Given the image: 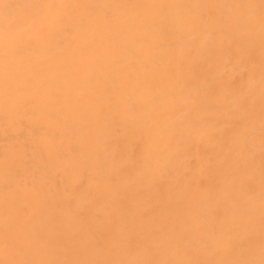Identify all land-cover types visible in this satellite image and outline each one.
Returning a JSON list of instances; mask_svg holds the SVG:
<instances>
[{"label": "bare ground", "instance_id": "bare-ground-1", "mask_svg": "<svg viewBox=\"0 0 264 264\" xmlns=\"http://www.w3.org/2000/svg\"><path fill=\"white\" fill-rule=\"evenodd\" d=\"M155 1L162 0H150V3L156 6ZM258 3L262 5L261 10L252 0H195L193 3L174 0L166 11H161L159 5L152 12L142 14L138 10L140 3L129 0V5L122 4L121 11L115 14L123 20L119 29L123 41L117 50L108 48L107 42L113 37L108 39L107 32H104L105 50L96 41L91 45L84 43L87 33L80 27L82 14H75L64 29L56 31L62 36L56 37L53 29L48 30L51 50L35 45L28 58L44 65L35 66V70L45 68L37 80H28L21 74L15 56L10 61L13 64L10 74L0 70V119L4 116L0 122V147L2 143L10 145L9 152L7 149L2 157L14 154L24 164L28 153H21L19 136L8 134V129L24 125L27 113L52 111L63 95H69L78 113L72 122L68 113L61 115L59 121L65 124L64 132L52 133L49 123H40L36 116L26 126L29 131L42 130L32 140L36 149L40 153L54 152V162L69 172L73 173L74 169L65 157L74 156L73 150L78 149L81 140L87 142L90 133H94L93 142L100 144L97 152H91L99 160V166H105L108 150L104 141L113 131L101 125L95 112L103 102L109 101L122 111L123 133L143 147L144 154L136 160L138 172L147 175L149 180L163 176L173 181V174L179 176L175 185L155 189L159 194L166 191L163 199L170 208L175 207L180 195L178 186L194 189L185 175L180 176L183 160L191 154L198 156L203 166L210 156L220 159L218 163L225 173L230 169V160L237 158L239 172L251 165L255 174L253 184L264 182V170L259 175L257 167L254 168L255 157L264 160V4ZM90 7L97 10L105 6ZM60 39L69 43L66 61L52 70L51 62L59 55ZM3 56L0 53L1 59ZM37 93L50 96L56 103L43 99L37 104ZM88 100H95L93 111L84 109ZM11 103L18 113L12 116L9 112L5 116ZM45 114L49 120L56 115ZM57 145H67V154ZM126 158L134 162L130 155ZM115 162L107 165V173L117 172L121 182L133 184L132 176L123 175L126 161ZM42 166L45 164H35L36 169L23 172L22 176L30 183H39ZM193 178L201 180L197 172ZM218 182L228 184L227 175H219ZM239 182L245 183L242 179ZM8 185L15 187L22 183L14 179ZM188 198L199 206L189 207L187 212L191 216L176 212L164 219L166 235L158 242V253H165L172 246L175 256H182L192 248L193 255L177 258L171 264H206L210 252L218 249L226 255L222 264H264V196L251 197L224 188L216 200L220 218L215 223L207 216L209 209L204 200H198L193 194ZM14 202L3 188L0 208L12 215ZM130 211L127 214L140 213L136 208ZM94 220L97 226L105 223L100 216ZM195 228L198 236L190 238L187 231ZM248 235L253 238L251 242L247 241ZM134 244L148 260L155 258L157 251L150 241L137 239ZM237 253L242 254L240 261ZM22 260L29 261L30 257Z\"/></svg>", "mask_w": 264, "mask_h": 264}, {"label": "rangeland", "instance_id": "rangeland-1", "mask_svg": "<svg viewBox=\"0 0 264 264\" xmlns=\"http://www.w3.org/2000/svg\"><path fill=\"white\" fill-rule=\"evenodd\" d=\"M104 1L105 3L102 0H1L0 53H4V56L0 58V70L10 74L8 71L13 66L10 61L15 56L21 74L28 80H37L45 68L43 71L41 68L35 70V66L44 65L28 60L31 48L40 45L50 51L52 45L49 44L50 36L46 32L53 29L54 36H62L61 32L56 31L64 29L75 14L84 15L80 27L87 33L83 39L85 44L96 41L95 44L102 50H105L107 44L109 49L117 50L123 41L119 33L123 20L117 19L115 14L121 11L122 4H128L129 0ZM134 1L140 3L138 10L142 11V14H147L159 5L161 11H166L168 4L174 0L155 1L156 6L151 4L150 0ZM186 1L193 3L195 0ZM252 1L257 2L259 10L262 9V5L258 3L259 1L264 4L262 0ZM94 5L105 7L96 10L90 7ZM239 9L242 10V7L239 6ZM104 32L108 33V39L111 36L113 38L107 42ZM92 35L95 39L91 38ZM57 45L60 46L59 55L51 62L52 70L65 63V52L69 43L60 39ZM84 68L85 71L90 69L87 66ZM8 96L9 94H6V97ZM43 99L56 103L51 101L50 96L35 94L37 104H41ZM72 99V96L63 95L52 111L38 112L34 115L27 113L24 125L11 126L8 129V134L19 136L21 143H18V147L21 148V153L23 155L25 152L28 153L24 164H20L14 154L9 158L2 157V154L6 155L7 149L9 152L10 145L2 143L0 147V181L3 182L0 184V192L5 188L8 196L15 201L12 215L5 208H0V264H171L173 260H178L177 258L193 255L190 248L185 250L182 256H175V249L172 246L165 253H158V242L166 235L167 226L164 219L170 218L176 212L183 216H191L187 212L189 207L198 205V202L197 204L190 202L189 194L207 203L209 209L207 216L214 223L220 218L216 200L224 188L238 191L240 194L243 192L251 197L264 196V182L257 186L253 184L255 174L251 165L244 166L245 168L239 172L236 169L237 158H232L228 165L230 169L225 173L218 163L220 159L210 156L207 165L203 166L200 158L191 154L183 160L184 166L180 168V176L185 175L194 189L190 186H178L181 189L180 195L175 207L170 208L163 199L166 191L159 194L155 189L162 185H175L179 176L171 174L173 181H168L163 176L149 180L147 175L138 172L136 160L138 156H142L143 147L140 143H134L130 135L123 133L122 111L109 101L103 102L95 112L101 125L113 131L104 141V146L108 150L105 166H99V160L93 156L100 144L93 142L94 133H90L89 144L88 141L81 140L78 149L73 150L74 156L65 157L74 169L73 173L69 172L54 162L56 158L54 152L40 153L36 149L32 140L39 137L42 130L29 131L26 126L34 121L33 116H36L40 123H49L52 133L64 132L65 124L59 121L62 119L61 115L64 112L68 113L72 122L78 113ZM94 105L95 100H88L84 109L93 111ZM9 112L12 116L17 115L14 103L9 104L5 116ZM45 113L56 115L49 120ZM3 118L4 116L0 122H3ZM57 146H62L60 149L66 154L69 151L67 145ZM129 155L134 162L128 161L126 157ZM118 160L126 161V166L122 168L123 175L132 176L133 184L121 182L122 177L118 176L117 172L107 173V165ZM255 160L254 168L257 167L259 175H262L264 160L261 157H255ZM40 163L45 164L40 170L41 181L36 184L28 182L22 173L36 169L35 164ZM194 171L201 176V180L193 178ZM221 174L227 175L228 184L217 183ZM14 179L22 185L10 187L8 184ZM239 179L245 183H238ZM134 208L140 210V213L127 214ZM96 216L103 217L105 223L101 226L94 224ZM197 230V228L188 230L187 235L195 238L198 236ZM247 237V241L251 242L253 238L249 235ZM137 239L151 242L153 249L157 251L152 261L148 260L143 251L141 255L137 250L134 244ZM160 253L162 254L159 255ZM27 256L30 260L23 261L22 258ZM225 256L223 251L213 249L206 264H222ZM241 256L242 254L237 253V260L240 261Z\"/></svg>", "mask_w": 264, "mask_h": 264}]
</instances>
